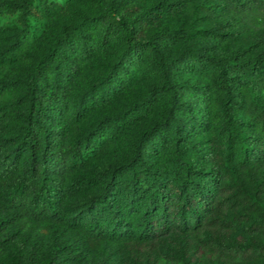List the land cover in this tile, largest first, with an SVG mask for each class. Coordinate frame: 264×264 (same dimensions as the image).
Listing matches in <instances>:
<instances>
[{
	"label": "trees",
	"instance_id": "16d2710c",
	"mask_svg": "<svg viewBox=\"0 0 264 264\" xmlns=\"http://www.w3.org/2000/svg\"><path fill=\"white\" fill-rule=\"evenodd\" d=\"M4 14L0 264H85L104 243L145 264L169 232L182 264L264 257V0ZM28 14L44 19L30 41Z\"/></svg>",
	"mask_w": 264,
	"mask_h": 264
},
{
	"label": "rangeland",
	"instance_id": "374dc122",
	"mask_svg": "<svg viewBox=\"0 0 264 264\" xmlns=\"http://www.w3.org/2000/svg\"><path fill=\"white\" fill-rule=\"evenodd\" d=\"M61 2L65 0H59ZM0 25L2 27L17 26L18 21L15 14H4L0 16ZM27 25H28V41L35 35H38L44 29V19L35 16L34 14L27 15ZM5 40L2 36L0 43ZM207 44H213L211 41H204ZM106 163L102 160L98 163V168H101ZM90 194H87L89 196ZM85 198H75L71 205L73 207L75 214H85L83 212V202ZM253 234V233H252ZM176 232H169L164 236V241L158 244L156 250L152 252L149 256H144L143 260L145 264H182L183 259H179L177 252L180 250L179 244L175 243L173 240L177 237ZM204 235H206L204 233ZM251 234H247L249 237ZM261 240V239H259ZM180 244H189L192 242V234H186L180 238ZM85 264H139L137 258L126 250L116 249L113 245L104 243V248L102 250L94 251L86 256ZM190 264H241L238 262L222 261L219 259H204L202 261H196L192 259ZM243 264H264V257H259L251 262Z\"/></svg>",
	"mask_w": 264,
	"mask_h": 264
}]
</instances>
